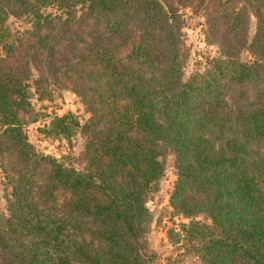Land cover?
<instances>
[{
  "label": "trees",
  "instance_id": "trees-1",
  "mask_svg": "<svg viewBox=\"0 0 264 264\" xmlns=\"http://www.w3.org/2000/svg\"><path fill=\"white\" fill-rule=\"evenodd\" d=\"M183 9L220 53L188 80ZM52 87L91 115L43 130L81 132L85 171L29 141L33 89ZM0 127V264H153L148 202L169 157L173 216L188 220L173 244L201 264H264V0H0Z\"/></svg>",
  "mask_w": 264,
  "mask_h": 264
},
{
  "label": "rangeland",
  "instance_id": "rangeland-1",
  "mask_svg": "<svg viewBox=\"0 0 264 264\" xmlns=\"http://www.w3.org/2000/svg\"><path fill=\"white\" fill-rule=\"evenodd\" d=\"M182 44L180 45L183 54L185 80L193 75L205 71L207 60L220 56L219 46L216 43L207 41L206 22L202 13H195L190 9L182 11ZM257 21L251 19L249 37L250 40L256 33ZM9 25L14 32L24 31L30 25L24 21L12 18ZM244 60L249 59V54H245ZM53 93L50 99L41 100L33 89L31 99L33 114L25 118L26 133L29 141L36 150L46 156L56 158L68 167H73L79 171L86 170V160L84 158L85 139L81 132L70 138L53 137L44 133V129L56 117L66 114H74L82 124H85L91 117L81 98L71 89H58L52 87ZM2 129L0 127V134ZM4 162L0 159V210L6 213L7 193L5 176L3 173ZM177 181V171L174 157H169L167 162V173L158 185L157 190L150 194L148 206L153 213L154 221L149 234L150 251L154 254L153 264H201L197 258L187 255L182 250L181 245H174L169 237V233L175 229L179 230L180 224L188 223L182 217L173 216L171 207V193ZM202 220L208 221L203 215Z\"/></svg>",
  "mask_w": 264,
  "mask_h": 264
}]
</instances>
